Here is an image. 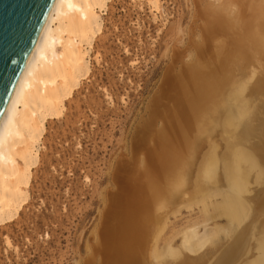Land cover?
<instances>
[{"label": "bare ground", "instance_id": "obj_1", "mask_svg": "<svg viewBox=\"0 0 264 264\" xmlns=\"http://www.w3.org/2000/svg\"><path fill=\"white\" fill-rule=\"evenodd\" d=\"M109 2L110 0L53 1L0 118L1 228L18 217L29 199L32 171L41 158L47 121L62 117L67 103H70L81 81L90 72V53L95 39L98 35L101 36L102 15L107 11ZM148 2L155 11L158 9L157 0H147ZM202 3L198 5H203ZM204 6L205 10L200 6L204 11L196 13L202 19L199 22L201 25H197L198 32H201L198 33L199 39L195 42L189 40L191 44L188 42L194 50L197 63H184L176 75L174 73L164 77L157 97L165 101L164 105L161 102L163 108L170 100H167V96L171 95V90L175 92V95L172 94L175 100L173 104L170 102L172 107L168 104L170 109L166 107L169 110L166 114L163 113L165 118L163 117V125L159 127L161 130L155 129L158 133H154V139L151 138L153 142L150 139L152 145L150 144L147 151H143L146 153L140 159L141 166H134L138 176L133 177V184L125 180V173L118 174L123 170H118L117 176L113 178L116 183L118 181V186L110 195V205L106 208L108 215L103 218V224L100 223L101 229L97 230L98 244L92 248L95 250L93 254L97 256L87 259L85 264H95V259L98 258L100 261L97 264H148V259L157 256L154 251L156 245L154 249L153 246L158 240L155 236L160 224L156 223L162 225L160 221L164 220L163 214L167 211L161 214V219L157 218L156 213L165 210L181 196L183 198L185 194L195 193L196 191L190 193V189L195 186H202L204 191L211 190L208 188V179L212 177L214 187L225 188L223 187V191L209 193L206 198L211 199L222 194L224 201L215 208H206L211 209L213 214H205L203 223L207 224L209 220H217L216 216L225 215L228 225L220 230H229L228 238L224 241L227 243H222L221 238L213 239L219 229L210 230L207 226L204 227V234L198 236L196 221L190 226L188 224L190 229L182 237L183 250L187 254H193V257L184 256L186 259L179 262L177 259L182 254L169 248L164 249L163 254L170 260H177L178 264H207L211 257L216 260L213 264H232L239 256L242 258L236 264H264V0H225L219 7L205 3ZM195 27L194 23L193 31ZM186 49L188 51L189 48ZM192 57L194 59L195 56ZM256 63L263 69V73L260 77L257 73V80L255 78L256 81L249 88L248 83L255 75L248 77L246 70L251 65L258 67ZM157 97H154L156 102L152 104H158ZM258 97L263 99L261 104L255 99ZM252 100L259 104L257 109L254 107L256 112L250 109ZM163 108L162 112L166 110ZM158 113L161 116L159 111ZM244 119V127L240 130ZM154 122L148 121L150 125ZM144 123L148 124L145 121ZM143 125L142 129L146 127ZM151 128L153 130V126ZM152 130L149 134H145L143 130L145 135L137 132L138 138L134 136V142L143 143L141 140L144 139L145 144H148L145 138L150 137ZM217 132L221 134L220 138L227 137L221 140L225 141L224 146L228 150L232 149L229 154L219 157L224 162L221 164L222 172L219 177L218 149L217 145L211 143ZM147 134L148 138L145 137ZM204 145L208 146V150L200 160L205 167L196 166L199 165V151ZM132 146L134 147L133 144ZM134 151H131L132 156H137V151ZM136 158L135 160L139 159ZM128 161L125 162L128 164ZM129 163L135 165V161ZM126 169L130 172L126 175L131 176V171L134 173L132 168ZM194 170L197 174L194 173L196 181L192 187L188 184ZM210 184L212 185L211 182ZM251 184L257 185L255 188L262 186V190L252 187L256 190L253 192L254 198L250 199L254 210H250L245 203L248 196L244 198L249 193ZM238 224L246 225L237 229L235 225ZM211 234V242H216L210 243L211 247L204 249L206 242H210L208 236ZM206 235L208 239L205 240L203 238ZM252 240L255 242V257L251 253ZM5 242L10 243L8 239ZM168 243L165 242V245ZM242 243L247 245L245 249L240 246Z\"/></svg>", "mask_w": 264, "mask_h": 264}, {"label": "rangeland", "instance_id": "obj_2", "mask_svg": "<svg viewBox=\"0 0 264 264\" xmlns=\"http://www.w3.org/2000/svg\"><path fill=\"white\" fill-rule=\"evenodd\" d=\"M157 1L159 7L156 11L149 6L147 0H110L108 3L107 11L102 15L101 36L98 35L95 39L90 53L88 76L81 81L80 87L73 94L70 103H67L62 117L47 121L42 139L43 148L40 151L41 158L39 164L32 171L29 199L18 217L2 228L0 227V264H85L87 259L95 258L96 254H93L95 250L92 248L97 247L98 244L99 231L97 230L101 229L103 218L108 215L107 207L110 205H108L111 199L110 195L117 190L118 186V181L116 183L113 178L115 175L117 176L118 170L125 171L126 168L129 169L133 165L131 168L134 173L131 171V176L126 175L128 170L118 173H125L123 176L131 179L128 178L127 180L126 178L125 180L129 184H133L132 182L135 181L133 177L138 176L134 166L136 167V164L141 166L139 165L141 158L145 157L146 153L143 151L148 150L147 148L153 142V137L159 129L161 130L159 127L163 125L164 114L172 107L170 102L173 104L175 100L174 90H171L172 93H170L173 95L167 96L169 101L164 99L167 104L164 108L162 107L161 102L165 103V101L157 97L162 81L169 74L174 75L175 73L176 75L184 63L187 65V63H193L197 59L193 53V48H190L191 45H189L191 44L189 40L197 41L199 39L197 37L201 33L198 32L199 29L197 30V27L201 25L199 23L201 18L199 19L200 16L196 13L206 9L204 3L219 7L225 2V0H201L204 3L200 0ZM196 1L203 4L200 5L203 7L202 10ZM194 23L196 24V31H193ZM186 48H189L188 51ZM179 53L180 57H178ZM174 54L177 56L176 59ZM95 56L97 57L94 59ZM192 56H195L194 59ZM195 63L197 62L195 61L193 64ZM256 65L258 67L251 65L246 70L248 77L255 75L248 83L249 88L257 77L256 75L259 74L260 77L263 73V69L259 67L258 63ZM154 97L160 100L159 102L157 99L158 104H152V102H156V98L153 100ZM173 97L174 99H172ZM259 97L255 99L259 100L261 104V100L263 101L264 98ZM254 100L250 103V109L256 112L259 104H256ZM155 104L157 106H154ZM160 106L161 108H159ZM162 108L166 110L162 112ZM154 114L156 115L154 116ZM151 116L154 117L153 121ZM150 120L151 123L154 121L156 123L150 125L148 123ZM144 121L148 124H145ZM244 123L245 119L239 127L240 130L243 129ZM141 125L146 127L142 129ZM138 126L141 127L142 131L139 130ZM147 127L150 129L148 130ZM155 129L158 131L155 132ZM143 130L145 134L146 132L149 134V131L152 130L150 137L148 134L145 136L149 137H147L148 139L145 138V141L148 140L146 142L148 144H145L144 139L141 140L144 145H142L143 143L138 144L137 141L134 142L138 138L136 134L143 132V135ZM218 133L211 140L214 146L217 145V155L220 160L217 177L222 172L221 164H224L221 162L223 158L220 159L219 157L232 152V149L228 150L224 146L226 145L225 141L221 140L226 136L220 138L219 135L221 134ZM143 146H146V149ZM138 148L142 150H136ZM130 150L136 152L139 159L135 155L132 156ZM207 150V145L200 149L199 165L196 166L202 165L201 156H204ZM133 157H137L139 163ZM126 160L132 163L135 161V165L129 161L128 165ZM122 167H126L125 170ZM195 167L194 169L197 170ZM138 170L139 167H137ZM195 170L192 175L197 174ZM196 174L191 177L188 185L195 186ZM213 178L208 179L210 185L208 188L211 190L204 191L202 186H192L194 190L191 191L193 189L191 188L190 193L196 191L197 195L196 192L185 194L183 198L181 196L165 210L156 213L158 219H161L160 216H164V220L160 221L162 225L159 222L156 223L160 224L158 226L159 231L157 230L155 236V238L158 237V240L157 242L154 241L156 244L153 246L154 249L156 245L154 251L157 256L148 259V261L150 260L148 264H178L181 260L193 257V254L188 253V255L183 250L182 237L184 232L190 229L187 227L188 224L190 223V226L196 221L198 222V229H196L198 236L204 234V227L206 226L210 230L218 231L219 229V233L214 235L213 232L214 238L212 234L208 236L210 242H206L204 249L211 247V244L216 242L214 240L211 242L212 238H216V240L221 238L222 243H227L224 241L228 238L229 230H220L228 225L224 219L225 215L216 216L217 220H209L207 224L203 223L205 214L208 216L213 214L211 209L206 210V208H215L222 205L224 201L222 194L211 199L206 198L209 193L223 191L225 188V186L214 187ZM255 186L257 185L251 184L249 193L244 196V198L248 196L245 203L250 210H254V204L250 201L255 196L253 192L256 190L254 191V189L258 190L262 187L258 185L255 188ZM163 212H166L165 215ZM196 218L198 220H195ZM245 225L238 224L235 226L237 229H242ZM216 235L219 237L217 238ZM208 237L206 235L203 239L206 240ZM170 238L171 241H169ZM6 239H8V243L10 242L9 244H6ZM165 242H169L168 245H165ZM148 244L150 243L148 242ZM254 245L255 242L253 241L251 253L255 257ZM240 246L243 248L244 243ZM245 246L247 245L245 244ZM167 248L182 254L181 258L177 259L179 262L170 260L166 254H163L164 249ZM91 254L92 257H90ZM241 258L239 256L235 262L231 263L236 264V261L241 260ZM98 259H95V264L99 263L100 259ZM210 259L207 264L214 263L215 259L212 258L213 261Z\"/></svg>", "mask_w": 264, "mask_h": 264}, {"label": "water", "instance_id": "obj_3", "mask_svg": "<svg viewBox=\"0 0 264 264\" xmlns=\"http://www.w3.org/2000/svg\"><path fill=\"white\" fill-rule=\"evenodd\" d=\"M54 0H0V118Z\"/></svg>", "mask_w": 264, "mask_h": 264}]
</instances>
